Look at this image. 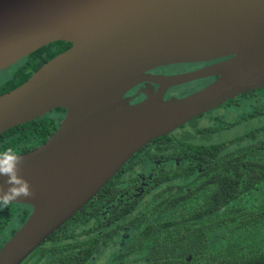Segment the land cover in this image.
I'll list each match as a JSON object with an SVG mask.
<instances>
[{
	"label": "water",
	"instance_id": "obj_1",
	"mask_svg": "<svg viewBox=\"0 0 264 264\" xmlns=\"http://www.w3.org/2000/svg\"><path fill=\"white\" fill-rule=\"evenodd\" d=\"M54 40L71 45L0 93V132L66 109L44 142L18 152L35 195L13 201L32 210L1 244L0 264H19L145 143L264 85V0H0V69ZM215 58L158 77L141 100L124 96L148 68ZM210 74L163 97L169 83Z\"/></svg>",
	"mask_w": 264,
	"mask_h": 264
},
{
	"label": "trees",
	"instance_id": "obj_2",
	"mask_svg": "<svg viewBox=\"0 0 264 264\" xmlns=\"http://www.w3.org/2000/svg\"><path fill=\"white\" fill-rule=\"evenodd\" d=\"M70 45L54 40L19 59L0 82V93ZM219 106L221 113L205 112L214 122L196 129L220 135L244 124L243 130L205 143L184 135L175 143L168 133L151 139L19 264H94L103 244L120 243L124 225L128 238L122 248L129 256L124 263L117 262L118 255L113 264H264V85ZM60 113L55 107L0 132V152L27 151L44 142ZM166 152L201 168L176 165L147 177L141 161L147 165L149 156ZM120 195L127 203L119 210L112 204ZM30 209L25 202L0 207V245Z\"/></svg>",
	"mask_w": 264,
	"mask_h": 264
},
{
	"label": "flooded vegetation",
	"instance_id": "obj_3",
	"mask_svg": "<svg viewBox=\"0 0 264 264\" xmlns=\"http://www.w3.org/2000/svg\"><path fill=\"white\" fill-rule=\"evenodd\" d=\"M219 58L202 60V61H184V62L165 63V64H160V65L148 68L144 71L142 79L137 84H135L134 86H132L131 88L126 90L124 92V96H128V97L132 96L130 99V102H136V101L144 98L147 95V92L156 91L159 87L161 88L159 82H157L158 77L169 76L172 74L184 73V72H188L190 70H195L196 68H199L201 66L209 64V63H211V62H213ZM17 61H19V60H17ZM17 61H15V62H17ZM14 63L7 66L8 68H10L9 72L11 71L12 65ZM2 69H4V68H2ZM216 77H217V74H210V75L191 78L189 80H184V81H180V82L173 83V84L169 83L164 87L163 97L166 98L169 96H181V95L190 93L196 89H199V88L205 86L209 82L213 81ZM239 94H237V95H239ZM237 95H235L233 97H236ZM222 103H220L219 105H221ZM219 105H216V106L210 108L209 110H206V111L202 112L201 114H198V115L192 117L191 119L187 120L183 124L176 127L174 130L170 131L168 134H170V135L173 134L172 136L174 137V139H176L175 143H177V141L180 140L181 138H184V136L189 137L190 140H188V141L194 142V143L210 142V140L215 136V134L210 133V131L205 132V131H201L200 129H196V128H201V127L205 128L207 125L214 122V119L212 118V116L208 117L207 115H205V112L210 111V110L212 111V114H214L215 110H217V112H219V113L223 112L224 107L219 106ZM52 109L53 108H51L48 111H51ZM65 112H66V109L62 108V114L60 113L61 116L58 118L57 125L54 127L52 132L58 127L61 118L65 115ZM231 116L232 115H230V117ZM139 149H141V147ZM22 152H24V151H22ZM148 160H149V164H147V165H145L143 163V161H141L140 168L144 169V173H146V172L148 173L147 177H149V178L152 177L153 173H156L155 170H159V171L165 170L167 168H170V167L176 166V165L182 166L183 168H187L190 170H193L194 168L199 170L201 168L200 166H196V165L188 162L189 161L188 157H185V156L183 157L181 155L176 156L175 153L171 154L169 152L161 153L159 155H156V154L151 155L148 157ZM127 161L123 165H125L127 163ZM122 166L119 169H121ZM141 174H142V176L140 178V185L143 186L148 181H146V178L143 176V171H141ZM192 174H193V172H192ZM116 197H118V198H117L116 202L112 204V206H114L115 208H118L120 210V206H124L127 203V200H125L122 195L114 196V198H116ZM31 210H32V205H31L30 211ZM121 234H122V236H120V243H119L120 245L119 244L117 245L113 241L107 242V243L103 244L102 249H101L102 251L95 253L94 254L95 257L93 255L94 264H113L115 262L114 259L116 257H118V255H120V257H118V259H116L117 262H120L121 260H123V262L125 263L127 256H129V253H126L124 251V249L122 248V246H124L123 240H125V238H128V232H127V226L126 225L123 226V228L121 230ZM0 238H1V235H0Z\"/></svg>",
	"mask_w": 264,
	"mask_h": 264
},
{
	"label": "clouds",
	"instance_id": "obj_4",
	"mask_svg": "<svg viewBox=\"0 0 264 264\" xmlns=\"http://www.w3.org/2000/svg\"><path fill=\"white\" fill-rule=\"evenodd\" d=\"M22 159L18 153L12 149H7L0 152V177H7V189L3 184H0V207H7L13 201L20 198L33 197V192L30 182L20 175V165Z\"/></svg>",
	"mask_w": 264,
	"mask_h": 264
},
{
	"label": "rangeland",
	"instance_id": "obj_5",
	"mask_svg": "<svg viewBox=\"0 0 264 264\" xmlns=\"http://www.w3.org/2000/svg\"><path fill=\"white\" fill-rule=\"evenodd\" d=\"M9 69L8 67L1 69L0 70V82L9 74ZM244 128V124L243 125H236L235 127L231 128V129H227L223 132L220 133V135H215L214 137L216 138V136L219 137H226V136H231L235 133H238V131L240 132V130H243Z\"/></svg>",
	"mask_w": 264,
	"mask_h": 264
}]
</instances>
